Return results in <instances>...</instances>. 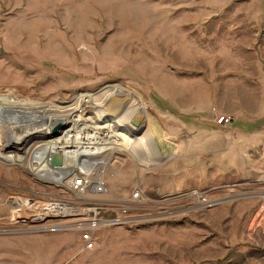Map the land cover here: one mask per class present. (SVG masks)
<instances>
[{
  "label": "rangeland",
  "instance_id": "obj_1",
  "mask_svg": "<svg viewBox=\"0 0 264 264\" xmlns=\"http://www.w3.org/2000/svg\"><path fill=\"white\" fill-rule=\"evenodd\" d=\"M85 95H100L85 109L89 125L113 122L115 106L132 121L141 105L154 141L153 164L127 149L108 169L111 195L137 183L158 204L209 189L217 205L102 230L80 252L76 234H32L12 219L9 197L58 193L0 161V264H264V0H0V103L51 109ZM27 238L48 251L31 258L17 247Z\"/></svg>",
  "mask_w": 264,
  "mask_h": 264
},
{
  "label": "built area",
  "instance_id": "obj_2",
  "mask_svg": "<svg viewBox=\"0 0 264 264\" xmlns=\"http://www.w3.org/2000/svg\"><path fill=\"white\" fill-rule=\"evenodd\" d=\"M228 122L229 119L224 117L218 120L220 124ZM142 127L128 135L140 137L143 135ZM132 128L134 130L136 127ZM142 149L147 156L148 151L144 147ZM83 151L89 153L71 162V169L65 178H58L48 183V186H42L58 193L56 197L49 198V202L22 195L9 197L14 204L11 209L12 219L21 220L23 230L26 227L25 230L32 234H76L79 251L88 252L94 249L97 234L102 230L136 229L182 219L209 210L219 201L214 199L213 191L196 188L195 194L181 190V196L175 197V200L163 204L151 203L146 191L137 184L127 193L111 195L107 171L113 165L120 164V154L128 155V151L123 145H101ZM36 166L37 169L41 168L39 164ZM28 176L38 184L33 175ZM259 199L264 207V196H259Z\"/></svg>",
  "mask_w": 264,
  "mask_h": 264
},
{
  "label": "bare ground",
  "instance_id": "obj_3",
  "mask_svg": "<svg viewBox=\"0 0 264 264\" xmlns=\"http://www.w3.org/2000/svg\"><path fill=\"white\" fill-rule=\"evenodd\" d=\"M108 89L117 93L116 96H122V101L125 103L124 104L122 102V113L125 111L124 108H128V105L126 106V104H129V102L132 101L130 106V112H132L135 102L132 96L127 93L125 88L114 85L113 87L110 86ZM100 95L96 96L99 97ZM96 96H81V101H77L76 105H66L63 107L53 106L51 109H45V107L41 105L33 104H17L5 108L4 105L0 103L1 165L5 161L11 163L17 168L25 171L27 174L33 175L39 182L47 184L52 183L58 178H65L67 176V172L71 169V162H73V160L77 161L82 159V155L89 153L83 150H93L101 145L107 147L123 145L126 150L128 149L129 153L135 155L138 160L146 161L149 165L153 164V160H156L152 155H150L152 153L150 148L154 147L153 138L149 139L147 136L146 138L144 136L145 134L138 139H130L126 137L128 134L138 131L141 128L140 126H143V133L145 131L147 132V130H145L147 120L143 115V107L138 105L140 109L139 112L141 114L136 116H142L143 120L141 125L138 128H134V130L133 128L131 129V127H134L131 124L133 120L128 121L126 115L121 117V113H119L118 107L116 108V106L115 111L118 112L116 114L118 115L116 116L117 118L113 120V122L104 121L96 127V125H89L91 121V118L89 117L90 114L84 113L86 108L94 109V107H87V105L91 102L90 98H95ZM95 102H97V100ZM103 109L105 111L109 110L106 108ZM20 126L26 127L23 131V135L25 137H21L19 135V131H17ZM37 126L40 128L39 131H37ZM60 128L64 129L59 130ZM126 129V136L120 135V133L126 131ZM27 132H29V134ZM59 133L62 134L60 137L50 139L51 136H56V134ZM40 138L44 140L40 141ZM31 142L34 143L29 145ZM142 147L148 151L147 156L144 154ZM22 149H33L34 151H32V153H28L27 157H23V155L25 156V153L21 151ZM155 150L156 147L153 151ZM160 155L161 154L159 152V156ZM38 164L41 165L40 169H37L36 165ZM195 193L196 190L190 191L187 194ZM147 199L149 200V197H147ZM149 201L151 202V200ZM163 203H165V201L161 200L158 204ZM44 210H47V208H44ZM49 210L54 211L53 208H49Z\"/></svg>",
  "mask_w": 264,
  "mask_h": 264
},
{
  "label": "crops",
  "instance_id": "obj_4",
  "mask_svg": "<svg viewBox=\"0 0 264 264\" xmlns=\"http://www.w3.org/2000/svg\"><path fill=\"white\" fill-rule=\"evenodd\" d=\"M18 245L19 246L17 247L22 249V252L30 254L31 258H34V257L39 258L38 256L40 254V246L43 247V250L46 249L45 247H47V246H44V243L41 244V242L36 241L35 239L33 240V239H28V238L24 239V241H19ZM46 251L48 250L46 249ZM47 261L49 263L52 261V259L48 256Z\"/></svg>",
  "mask_w": 264,
  "mask_h": 264
},
{
  "label": "water",
  "instance_id": "obj_5",
  "mask_svg": "<svg viewBox=\"0 0 264 264\" xmlns=\"http://www.w3.org/2000/svg\"><path fill=\"white\" fill-rule=\"evenodd\" d=\"M143 117L142 116H136L134 120L132 121V125L136 128H138L142 123ZM141 132V131H140ZM140 132L138 134H140Z\"/></svg>",
  "mask_w": 264,
  "mask_h": 264
}]
</instances>
